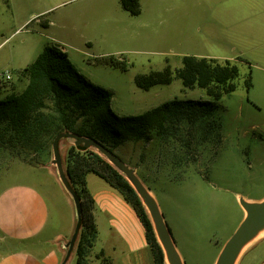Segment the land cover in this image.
Listing matches in <instances>:
<instances>
[{
  "label": "rangeland",
  "instance_id": "374dc122",
  "mask_svg": "<svg viewBox=\"0 0 264 264\" xmlns=\"http://www.w3.org/2000/svg\"><path fill=\"white\" fill-rule=\"evenodd\" d=\"M138 2L140 13L132 16L121 8L119 0H0V96L24 90L26 76L16 71L33 60V55L25 57L33 45L40 49L54 44L52 32L91 40L90 48L85 44L86 55L77 54V58L85 60L86 76L112 92L110 107L119 116L142 114L173 99H211L204 89L184 88L177 78L169 85L141 90L135 84L136 75L161 71L166 66L174 72L185 56L235 63L239 77L233 82L234 91L215 102L212 117L194 126L189 138L190 129L183 128L187 147L174 138L153 137L148 142H125L113 149L129 166L139 147H165V155L175 156L177 165L191 167L207 179L195 185L187 180L168 186L166 199L159 196V203L164 216L169 209L175 223L191 229L196 245L205 248L209 241L211 248L220 247L246 216L241 202L264 200V0ZM40 20L51 21L49 31ZM103 45L123 51L126 71L86 64L90 54L100 52L98 47ZM6 72L11 76L8 80L1 77ZM248 77L249 86L245 84ZM58 146L64 170L67 151L75 145L63 138ZM88 148L99 153L94 147ZM53 159L51 145L36 152L0 147V190L11 183L31 182L50 196V187L56 183L50 169ZM174 240L180 247L178 239ZM2 246L0 238V249ZM72 261L71 257L68 264ZM164 262L169 264L166 257ZM235 264H264V239Z\"/></svg>",
  "mask_w": 264,
  "mask_h": 264
},
{
  "label": "trees",
  "instance_id": "16d2710c",
  "mask_svg": "<svg viewBox=\"0 0 264 264\" xmlns=\"http://www.w3.org/2000/svg\"><path fill=\"white\" fill-rule=\"evenodd\" d=\"M119 2L130 15L140 13L138 0ZM96 63L121 71L128 69L126 63L113 57L97 59ZM20 73L27 79L24 90L0 99V147L19 152H36L47 145L52 146L54 138L61 133L96 140L112 152L114 147L125 142H148L153 137L174 138L187 147L184 145L186 136L183 128L190 129L189 138L194 126H201L203 119L212 117L215 102L234 91L233 82L239 77L237 65L230 60L219 62L213 58L185 56L181 67L174 72L166 66L161 71L136 75V86L147 91L157 85H169L177 78L184 88L204 89L210 100L173 99L142 114L119 116L110 107L112 92L88 81L58 45L44 47ZM245 84L250 85L249 77ZM64 171L78 200L75 264H86L85 256L97 236L93 199L85 186L88 173L105 180L131 204L145 230L154 264H165L163 251L141 199L125 176L105 157L82 144L71 146Z\"/></svg>",
  "mask_w": 264,
  "mask_h": 264
},
{
  "label": "crops",
  "instance_id": "0c3cea01",
  "mask_svg": "<svg viewBox=\"0 0 264 264\" xmlns=\"http://www.w3.org/2000/svg\"><path fill=\"white\" fill-rule=\"evenodd\" d=\"M47 21L40 20L39 24L44 26ZM50 22H47V27L49 26L47 31L52 26ZM50 37L54 44L45 45L40 49L38 45H33L25 56L28 58L29 55H33L31 56L33 60H29L16 73L19 74L30 65L44 47L58 45L76 70L97 85L85 75V60L77 58V54L86 55L85 44L90 48L91 40L75 35L74 38H67L56 32H52ZM98 49L100 52L90 54L91 59L87 60V65L108 67L96 63L97 59L107 57L128 63L121 50H112L111 46L106 45L99 46ZM6 73L10 75L9 72ZM164 148L154 145L139 147L136 157L129 160V166L153 196L165 223L168 224L166 221H169L171 227L169 230L181 262L215 264L228 239L220 247L211 248L209 241L205 248L203 245L199 247L194 243L191 229L184 224L175 223L173 221L175 216L169 209L167 216H164L159 196L165 198L164 192L168 186H178L187 180L195 185L202 179L207 180L191 167L186 169V165L179 166V162L177 165L174 161L175 156L165 155ZM50 169L56 176V183L53 181V186L50 187L53 191L50 196L43 194L31 182L11 183L0 190V238L4 242L0 249V264H68L71 257L73 261L70 264H75L79 232L77 209L73 198L59 180L56 167L52 166ZM85 186L93 199V216L97 229L96 239L85 256V263L154 264L151 249L145 238V230L131 204L117 189L92 173L86 174ZM182 217L185 219L186 215L183 214ZM76 229L77 235L70 248ZM173 237L178 239L180 247ZM204 249L207 250L205 253Z\"/></svg>",
  "mask_w": 264,
  "mask_h": 264
},
{
  "label": "water",
  "instance_id": "95a60500",
  "mask_svg": "<svg viewBox=\"0 0 264 264\" xmlns=\"http://www.w3.org/2000/svg\"><path fill=\"white\" fill-rule=\"evenodd\" d=\"M63 138L72 140L75 146L82 144L87 148L94 147L103 157L107 159L110 164H112L121 174L125 176V178L128 180V182L132 185V187L138 194L139 198L141 199L144 207L148 212V215L154 228L155 235L158 236L162 245L161 248L164 254V258H167L169 264H183L179 256L177 255L171 233L168 229L167 224L164 221L163 215L159 211V208L153 196L148 191V189L141 183L134 170L127 166L116 154L105 148L96 140L83 138L73 133H61L54 138V141L52 143V151L54 155L52 165L56 167L59 180L74 200L77 209V216V196L68 183L59 154L58 143ZM241 206L246 211V216L241 221L240 225L235 230V232L225 243L215 264H233L237 252L243 242L247 240L252 235V233H254L255 230H257L262 224H264V200L259 203L253 204L242 201ZM77 231L78 229L75 230V233L72 237V240L70 242V248L72 247L73 242L76 238Z\"/></svg>",
  "mask_w": 264,
  "mask_h": 264
},
{
  "label": "bare ground",
  "instance_id": "6f19581e",
  "mask_svg": "<svg viewBox=\"0 0 264 264\" xmlns=\"http://www.w3.org/2000/svg\"><path fill=\"white\" fill-rule=\"evenodd\" d=\"M264 239V224H262L257 230H255L252 235L243 242V244L240 246L237 255L235 257L234 263L237 262V260L240 258L241 255H243L248 249H250L253 245L256 243L262 241Z\"/></svg>",
  "mask_w": 264,
  "mask_h": 264
},
{
  "label": "built area",
  "instance_id": "2783aa9c",
  "mask_svg": "<svg viewBox=\"0 0 264 264\" xmlns=\"http://www.w3.org/2000/svg\"><path fill=\"white\" fill-rule=\"evenodd\" d=\"M3 79L8 80L10 79V75L8 73H5L4 75L1 76Z\"/></svg>",
  "mask_w": 264,
  "mask_h": 264
}]
</instances>
